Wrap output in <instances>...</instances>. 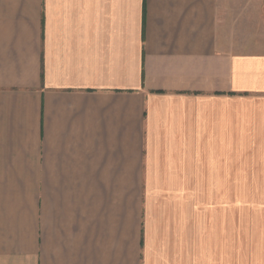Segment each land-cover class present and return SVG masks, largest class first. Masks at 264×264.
<instances>
[{
    "label": "crops",
    "instance_id": "crops-1",
    "mask_svg": "<svg viewBox=\"0 0 264 264\" xmlns=\"http://www.w3.org/2000/svg\"><path fill=\"white\" fill-rule=\"evenodd\" d=\"M233 186L264 188V0H0V264H232Z\"/></svg>",
    "mask_w": 264,
    "mask_h": 264
},
{
    "label": "rangeland",
    "instance_id": "rangeland-1",
    "mask_svg": "<svg viewBox=\"0 0 264 264\" xmlns=\"http://www.w3.org/2000/svg\"><path fill=\"white\" fill-rule=\"evenodd\" d=\"M238 183V182H233ZM242 197H246L242 199ZM260 198L264 200V188H240L238 186L232 187V244H233V258L232 264H240V251L239 244L241 239L240 228L242 222H244L245 226L250 221V213L244 212V220L243 214L241 212L242 207H252L255 204V198ZM248 198V200H247ZM247 200V201H246ZM262 206V204H261ZM246 233V231H244Z\"/></svg>",
    "mask_w": 264,
    "mask_h": 264
}]
</instances>
